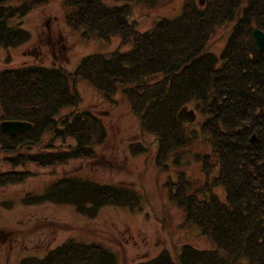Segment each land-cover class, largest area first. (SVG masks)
Listing matches in <instances>:
<instances>
[{"label": "trees", "instance_id": "16d2710c", "mask_svg": "<svg viewBox=\"0 0 264 264\" xmlns=\"http://www.w3.org/2000/svg\"><path fill=\"white\" fill-rule=\"evenodd\" d=\"M161 1L63 0L64 21L82 29L81 36L107 42L117 35L119 45L129 48L85 55L72 71L36 62L0 70V122L31 123L14 135L0 129V163L9 167L0 168V188L36 176L30 164L55 174V167L71 159L94 156L108 134L99 116L81 105L76 85L88 83L105 101L119 91L141 131L156 138L158 169L167 170L169 160L178 164L198 138L208 146L207 153L196 155L201 182L176 172L165 185L183 224L197 226L216 246L183 243L176 258L162 249L131 264H264V49L256 48L251 34L255 26L264 31V0H204L203 5L184 0L179 14L159 17L146 30L129 20L133 5L154 10ZM44 2L0 0V49L30 38L20 20ZM233 20L221 52H209L215 28ZM183 105L203 117L198 131L177 119ZM129 146L134 153L143 150L140 144ZM45 202L73 205L88 217L107 205L142 209V196L133 187L77 174L54 176L41 192L27 191L21 198L25 205ZM46 250L17 264H118L117 255L95 240L69 236Z\"/></svg>", "mask_w": 264, "mask_h": 264}, {"label": "rangeland", "instance_id": "374dc122", "mask_svg": "<svg viewBox=\"0 0 264 264\" xmlns=\"http://www.w3.org/2000/svg\"><path fill=\"white\" fill-rule=\"evenodd\" d=\"M183 2L162 0L154 10L133 5L129 20L136 21L137 29L146 30L159 17L179 14ZM65 14L63 0H45L44 4L23 16L20 26L30 32V38L16 47L0 49V70L36 62L59 65L72 71L85 55L129 48V45H118V36L111 37L107 42L96 36H81L82 29L74 30L65 23ZM235 22L233 20L215 28L207 43L209 52H221ZM76 86L82 97L81 105L99 116L107 131V139L95 146V155L90 158L71 159L55 167V174L50 172L51 168L30 164L29 168L38 172L36 176L0 188V264H17L27 255L42 256L48 247L62 242L67 235L105 244L117 255L118 264L149 259L162 249H167L176 258V251L183 243L199 249L216 248L197 226L183 224V213L168 199L165 185L168 178L176 179V172L201 182L204 175L200 172L201 162L196 155L207 153L208 146L198 138L178 164L169 160L168 169L160 170L154 157L157 140L154 135L141 131L139 118L131 111L122 94L118 91L113 100L105 101L88 83L79 82ZM202 118L196 111V119L184 124L188 125L189 131H198ZM130 144L134 147L140 144L143 150L134 153ZM0 168L5 170L9 167L2 162ZM64 174L133 187L142 196V209L131 212L126 207L107 205L96 216L88 217L70 204L21 203L25 192H41L50 179ZM215 192L222 194L219 187L215 188Z\"/></svg>", "mask_w": 264, "mask_h": 264}, {"label": "water", "instance_id": "95a60500", "mask_svg": "<svg viewBox=\"0 0 264 264\" xmlns=\"http://www.w3.org/2000/svg\"><path fill=\"white\" fill-rule=\"evenodd\" d=\"M202 3V2H201ZM254 38L255 44L259 51L264 49V32L258 27H254L251 31ZM177 119L182 123H190L196 119V113L194 109L188 108L187 105H183L177 112ZM31 127V123L19 120H3L0 122V128L2 131L8 132L14 135L16 132L23 131ZM255 135L253 134L250 140H254Z\"/></svg>", "mask_w": 264, "mask_h": 264}, {"label": "bare ground", "instance_id": "6f19581e", "mask_svg": "<svg viewBox=\"0 0 264 264\" xmlns=\"http://www.w3.org/2000/svg\"><path fill=\"white\" fill-rule=\"evenodd\" d=\"M256 45V44H255ZM256 48H257V46H256Z\"/></svg>", "mask_w": 264, "mask_h": 264}]
</instances>
